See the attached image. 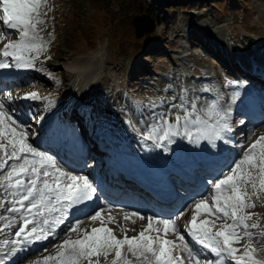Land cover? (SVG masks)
<instances>
[{"label":"rangeland","instance_id":"1","mask_svg":"<svg viewBox=\"0 0 264 264\" xmlns=\"http://www.w3.org/2000/svg\"><path fill=\"white\" fill-rule=\"evenodd\" d=\"M169 3L174 7L170 8ZM39 11L44 23L37 26V35L43 47L39 52L25 54L34 58L35 71L20 81L24 85H11L0 91V101L8 107H16L22 89L46 99L45 105H51V96L53 100L58 99L57 93L66 97L72 93L80 95L79 90L85 85L79 82L73 85L77 66L87 69L92 65L98 69L101 66L96 70L98 74L92 76L97 74L93 79L96 85H92V95H89L92 117L88 123L95 130L101 114L114 120L116 116L123 117L135 128H146L145 118H141L146 114L151 120L156 116L151 126H159L166 116L180 111L183 116V110L177 111L179 107L172 106H180L185 100L184 107L195 100L212 104L217 95L232 96L237 66L229 64L227 58H254L264 66V48L257 43L264 40V0H47ZM143 12L155 17L157 25L153 32L137 38L132 19ZM9 33L10 40L19 38L16 30ZM97 49H102L99 60L91 56ZM136 68L140 71L137 75ZM200 72L203 75H199ZM89 76L84 75V78ZM74 111L76 122L81 116L85 123V110ZM236 118L242 116L238 114ZM256 131L252 123L245 140L255 136ZM7 171L0 172V181ZM253 189L247 195L250 203L257 206L253 208L251 221L246 223L249 227L260 225L262 230L248 227L246 231L251 233L252 239L244 237L248 242L242 241V246L250 244L264 258V190L260 186ZM254 191L259 193L255 195ZM7 213L0 207V217ZM186 213L184 209L175 215V218L181 215L182 226ZM19 218V215H11V223L7 225L12 226ZM114 218L118 226L137 228L133 222L125 224L118 217ZM80 226L84 225L79 224L77 233L71 234L68 229L58 240L45 245L43 255L32 253L15 264H56L55 260L46 258L55 257L57 245L69 236L83 235ZM237 230L244 236L245 229ZM180 233L184 235L182 230ZM192 253L197 257L194 251ZM106 260L108 258L103 257L102 261ZM225 263H228L227 258Z\"/></svg>","mask_w":264,"mask_h":264},{"label":"snow or ice","instance_id":"2","mask_svg":"<svg viewBox=\"0 0 264 264\" xmlns=\"http://www.w3.org/2000/svg\"><path fill=\"white\" fill-rule=\"evenodd\" d=\"M47 0H0V40L7 39L10 33L4 31V28L16 30L19 34L17 40H8L0 49V69L9 68L12 65L7 58L11 57L15 62V67L25 68L33 66L32 57H26L27 52H39L42 50V44L38 41L40 37L37 35V26L44 23L40 19V8L45 6ZM25 99H37L38 94L29 93ZM183 100V98H182ZM186 103V100L184 101ZM184 103L180 106L173 105V108L179 107L185 112L183 120L185 124L184 135L191 139L192 133L187 130L188 123L203 124L204 128L199 129L201 133L197 137L199 139H208L213 143L217 139H223L221 133L231 131L227 124V113L217 111L218 102H213L206 110L207 115L211 118L216 117L215 124H208L199 116L195 121L190 117L196 112V105H191L192 112H189ZM4 103L0 101V140H6V143L0 142V170L8 165L9 161H13L8 171L3 175L0 182V188L12 197L8 201H0V207L5 203L11 204L7 209L8 212L18 213L22 221V226L15 233L16 237L23 236V241L32 243L47 238L49 231L54 230L57 226L64 223L69 215V210L76 205L83 204L85 201L92 199L96 188L90 182L87 176H77L70 172H65L58 167L56 160L45 152L39 151L32 144L27 142V133L25 131H17L22 126L7 115L3 111ZM181 117L176 116V125L168 123L164 120L162 125L153 126L147 130L146 140L159 141L167 140L169 144L173 141L172 136L179 135L178 127L181 123ZM9 121L15 127L5 124ZM220 121H225L223 124ZM163 129L162 135L156 136L158 131ZM211 133V135H208ZM9 148L11 151H9ZM167 151V148H165ZM249 169H256L259 172L260 188L264 190V136L259 137L246 150L244 156L236 162L229 170L227 175L216 179L211 183L212 204L209 205L208 199L202 198L197 201L193 208V215L189 226L186 228L187 234L192 240L202 245L205 249L210 250L216 257L215 264H224L225 256L235 261V264H262L255 258V248L251 245H245L243 249L234 247L240 241L247 237L252 239L251 233L247 232L249 225L246 223L251 219L250 215L243 214L245 209L254 207L253 204L246 202L249 199L244 186L252 182V172ZM255 189L256 184L252 183ZM103 210H97L91 215L90 220L100 221L101 227H94L91 232L82 231L83 235H79L76 239L69 236L61 244L57 245L58 252L55 257H48L47 260H55L56 264H99V257L105 259L115 253V258L111 264H131L126 256L123 255L125 246L127 252L137 259L143 258L145 264H178L179 257L173 255V252L179 247L188 252L194 264H200V260L193 255L189 248V244L185 241L184 235L175 226V221L171 219H156L152 216L147 217V225L137 236L129 238L126 234L123 239H118L113 229L106 226L105 220L102 218ZM206 212L210 216L217 219L231 221L221 226L222 230L213 231L215 227L207 219L199 220L198 216ZM58 213V215H54ZM131 217L144 219L138 213H124V219L129 220ZM7 219L0 217V220ZM115 218L111 215L107 217V223H114ZM135 223V220L132 221ZM29 225L32 227L29 229ZM9 225H5L8 227ZM162 226V227H158ZM251 227H257L253 224ZM245 229L244 236H241L237 229ZM26 229H28L26 231ZM79 222L69 229V233L78 232ZM122 232L127 229L122 228ZM156 233V235H152ZM163 233V235H161ZM171 233L179 240V244L175 240L167 239V235ZM20 241H13L19 243ZM7 244V241H4ZM242 251V255H238ZM96 257V260H93ZM206 264H213L207 261Z\"/></svg>","mask_w":264,"mask_h":264},{"label":"bare ground","instance_id":"3","mask_svg":"<svg viewBox=\"0 0 264 264\" xmlns=\"http://www.w3.org/2000/svg\"><path fill=\"white\" fill-rule=\"evenodd\" d=\"M10 31H12V29H8V30H6V32H10ZM14 31V30H13ZM257 43H263L264 44V41L262 40V41H258ZM101 55H102V49H97L95 52H92V54H91V56H93V57H95V58H97L98 60L99 59H101ZM98 63V62H97ZM140 65V64H139ZM88 67V66H87ZM100 67L101 66H99V69H100ZM98 69V66H91L90 68H84V67H78L77 66V69H75V72H74V83H73V85H75V84H78V83H76V82H79V84L81 83V84H84L85 85V88L84 89H81V90H79V93H80V95L79 94H77V95H79V96H77L76 94H72V100L73 101H75V102H77V104L76 105H83L84 107H85V109L86 110H89L88 109V107L90 108V106H89V102H91V96H89L90 94H91V92L93 91V87H92V85L93 86H95L96 84L94 83L95 81H93V79H96V76H97V74H98V72H96V70ZM98 69V70H99ZM97 70V71H98ZM91 73H93L92 75H91ZM94 73H97L96 75H95V77H92L93 75H94ZM84 75L85 76H89L88 78H84ZM93 81V82H92ZM97 81V80H96ZM2 82L4 83V84H6L7 85V83H8V79L7 78H4V79H2ZM89 83V84H88ZM9 86H11V85H8V86H6V88H9ZM6 88H4V89H6ZM2 89V88H1ZM92 95V94H91ZM82 97V98H81ZM196 104H199V102L197 101L196 102ZM186 107H188V105H186ZM143 113V112H142ZM108 118V121L107 122H105V124L104 125H100L99 126V129L100 128H102V127H105V129L106 130H108L109 129V127H108V125H106L107 123H111V122H113V123H115L116 125H119L120 123H121V120L123 119L122 117L120 118V119H118L117 118V116H116V118H117V120L115 119H112V118H109V117H107ZM155 118H156V116L155 117H153L152 118V120H150L149 121V119L147 118V123H150L151 121H153V120H155ZM100 119H105L104 118V116L101 114V116H100ZM111 121V122H110ZM154 122H156V121H154ZM104 123V122H103ZM170 124H172V125H176V117H175V119L174 120H172L171 122H169ZM145 125H147V124H145ZM160 125H162V123H159V126ZM180 125H181V123H180ZM189 126H190V123H188L187 124V130L189 131ZM259 126V127H258ZM182 127L184 128V130H185V125L183 124L182 125ZM256 127H258L259 129H264V120H259V124L258 125H256ZM116 128H117V126H116ZM197 130H199V129H201L200 128V126L199 125H197L196 127H195ZM191 130V129H190ZM162 131H163V129L161 128V131H158L157 133H156V136L158 137V136H160V135H162ZM179 131V133H182V132H185V131H180V130H178ZM133 132H134V130H133ZM127 134H128V132H127ZM201 135V133L198 131V132H196V143H198V142H201L202 140H204V138H201V139H199L198 140V142H197V137L198 136H200ZM177 136H179V135H176L175 137L174 136H172L171 137V139H172V143L171 144H167V143H165V145H167V151L165 150V152H170L171 151V149H173V148H175L176 150H178L179 149V145L182 147V149H183V151H179V152H176V153H179V155L181 156V157H184V161L185 162H187V157L188 156H190V151H188L187 150V148L185 149V147H192V144H191V141H189L190 139L187 137V136H185V135H183V137L185 136L187 139H188V141H187V139H184V140H181L182 142H179V143H177L176 141H178V138H177ZM126 137V136H125ZM127 139V138H126ZM176 140V141H175ZM0 142H3V143H6V140H0ZM123 142V140L122 141H119V143H122ZM152 142V141H151ZM161 142V141H160ZM44 144H46L45 142H43ZM42 143V145H38V146H41L43 149H45V150H48V151H50L49 149H47L49 146L48 145H50L49 143H48V145L46 146V145H44ZM118 142H114L113 144H117ZM126 143H130V139H129V141H128V139H127V141L124 143V145L126 144ZM154 144V146H157L158 144L157 143H153ZM156 144V145H155ZM161 144H164V142H162ZM152 145V144H151ZM141 147V146H140ZM11 150V149H10ZM9 150V151H10ZM187 150V151H186ZM200 150V149H199ZM53 152V151H52ZM201 152V151H200ZM3 152H0V156H2L1 154H2ZM54 153V152H53ZM171 153V152H170ZM13 161H9V163L8 164H11ZM76 169L77 170H82V168H83V163L82 162H78V163H76ZM230 168L231 167H228V170H230ZM1 171V170H0ZM2 180H3V178L1 179V181L0 182H2ZM2 188H0V191H3L4 192V190H1ZM2 192V193H3ZM1 192H0V201H8V200H11L12 199V197L11 196H9L7 193H5L3 196H1V194H2ZM209 197L211 196V195H208ZM110 197V196H109ZM109 202H112V203H114L115 204V200L113 199V200H110V201H108L107 200V204H106V207L104 208V209H109V207H107V206H109ZM117 204V203H116ZM10 205L11 204H9V203H5L4 204V207H6V210L8 209V207H10ZM98 210V208L94 211V213L96 212ZM168 213V216L166 217V219H171V220H174L175 221V226H176V228L181 232V230H182V225L180 224V221H179V218L181 217V215H179V216H176V218H175V216H174V214H172V210L171 211H168L167 212ZM12 215H13V213H11ZM160 215H163V213H160ZM91 217V216H90ZM105 216H103L102 215V218L103 219H105L104 218ZM178 217V218H177ZM202 218H200V220H201ZM81 220V222H80V224L82 225H84L83 227H84V229H83V227L82 226H80L81 228H82V230H87V226H90L91 224L93 225V226H95V225H97V224H99L100 226H95L96 228H98V227H101V223H100V221L99 222H90V221H88L89 220V218H88V216L86 217V218H81L80 219ZM79 220V221H80ZM73 222H74V220H72ZM178 221H179V223H178ZM2 222H3V220H2ZM72 222V223H73ZM88 223V225H87V223ZM9 224L11 223V222H8ZM71 223V224H72ZM106 223V222H105ZM124 223V222H123ZM127 222H125V224H126ZM130 223V222H129ZM210 223H211V221H210ZM86 224V225H85ZM6 225H7V223H6ZM119 225H121V224H119ZM132 225V224H131ZM14 226H15V224H13L12 226H8V227H5V225L2 227V229H1V237L2 238H4L3 240H2V238H0V256L1 255H3V256H1L0 257V264H14V262H13V260H15V259H17L18 257H19V254L21 255L22 253H20L21 251H20V248L19 247H16L15 245H13V242H12V240H9V238L13 235V232L11 231V229H13L14 228ZM86 226V227H85ZM128 226H130V225H128ZM32 227V226H31ZM137 227V226H136ZM146 227V226H145ZM160 227H162V226H160ZM109 228H114L116 231H119V229L121 230V228L120 227H116L114 224H112L111 225V227H109ZM30 229V228H29ZM80 229V228H79ZM78 229V230H79ZM125 229H127V231H126V233H129V235L130 234H132V232H133V230H136V228H131L130 227V229H128V228H125ZM65 231H66V229H64ZM141 230H142V228H141ZM88 232H91V229H88L87 230ZM138 231V230H137ZM136 231V232H137ZM60 232V231H59ZM77 233V232H76ZM75 233V234H76ZM121 233H125V232H121ZM125 233V234H126ZM53 234H54V232H53ZM72 234V233H71ZM58 235V234H57ZM154 235H155V233H154ZM169 235H172L171 233L169 234ZM56 236V235H55ZM55 236H52L51 238H50V240H54V237ZM58 236H62V235H58ZM169 238V237H168ZM170 239V238H169ZM174 239V238H173ZM7 240V244H5L4 243V241H6ZM49 240V241H50ZM56 240H58V239H56ZM245 243L246 242H248L247 240H243ZM28 246H31V244L30 243H28ZM34 247H36V246H32V248H34ZM244 247V246H243ZM252 248H253V246H251ZM49 251H53V250H49ZM57 251H58V248H57ZM39 254L40 255H42L43 253L42 252H39ZM243 253H242V251L241 252H239L238 253V255H242ZM112 255H115V253L113 252V253H111L109 256H112ZM123 255L124 256H126L127 258H128V260L131 262V264H139V262H140V260H142L143 261V258H140V259H137L136 257H134V256H132L130 253H128L127 252V247L125 246V249H124V253H123ZM254 255H255V258L257 259V260H259V261H261L262 262V264H264V258H262L261 256H260V253L259 252H257V250H256V252L254 253ZM94 258V257H93ZM115 257H111L110 258V260L112 261L113 259H114ZM94 259H96V257L94 258ZM99 259H100V257H99ZM84 263V261L82 262V264ZM102 264H111V262H109V263H102Z\"/></svg>","mask_w":264,"mask_h":264},{"label":"water","instance_id":"4","mask_svg":"<svg viewBox=\"0 0 264 264\" xmlns=\"http://www.w3.org/2000/svg\"><path fill=\"white\" fill-rule=\"evenodd\" d=\"M137 38L143 37L146 33L152 32L156 27V20L147 13L136 14L132 19Z\"/></svg>","mask_w":264,"mask_h":264},{"label":"trees","instance_id":"5","mask_svg":"<svg viewBox=\"0 0 264 264\" xmlns=\"http://www.w3.org/2000/svg\"><path fill=\"white\" fill-rule=\"evenodd\" d=\"M170 4H171L172 6H170ZM169 7H170V8H173V7H174V5H173L172 3H169Z\"/></svg>","mask_w":264,"mask_h":264}]
</instances>
